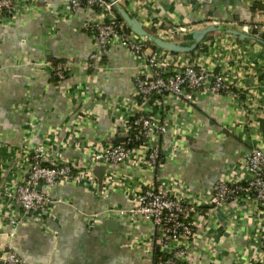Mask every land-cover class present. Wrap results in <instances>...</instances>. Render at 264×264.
Instances as JSON below:
<instances>
[{
    "label": "crops",
    "instance_id": "crops-1",
    "mask_svg": "<svg viewBox=\"0 0 264 264\" xmlns=\"http://www.w3.org/2000/svg\"><path fill=\"white\" fill-rule=\"evenodd\" d=\"M143 1L149 19L142 20L127 10L129 14L143 21L144 28L156 36L171 29L169 40L180 45L190 44L186 33L210 24L206 18L238 30L240 23L249 21L254 10L262 6V0ZM65 2L36 0V10L21 13L10 24L0 23L1 190L25 173L26 144L43 146L48 164L70 157L88 167V147L109 142V134L114 132L108 98L132 95L136 58L115 45L100 60L109 70L96 72L86 67L96 44L85 25L97 18V11L80 8L63 16ZM179 26L188 31L179 33ZM204 41L211 42L208 48L214 53L211 57L217 61L216 68L230 66L226 70L229 81L245 87L242 93L251 104H239L227 93L199 97L192 106L181 104L182 109L169 104L166 117L176 116L186 130L162 138V148L169 157L161 165L156 169L130 163L97 165L91 177L78 183L42 187L53 200L60 201L52 205L41 223L25 215V221L14 228L10 216L18 208L0 194V253L14 251L26 264H151L145 248L157 250L155 227L140 219L104 217V208H128L139 182L160 185L172 181L177 188L201 195L217 180L234 178L249 147L264 148V46L223 31L207 34ZM218 50L221 54L215 56ZM196 52L178 60L193 61ZM69 60L74 62L70 75L58 82L52 71L54 64ZM81 87L87 96L78 95ZM83 107L93 121L74 132V120ZM99 167L104 168L100 175L96 173ZM253 206L250 199L242 198L212 208L208 217H198L190 241L191 264H246L251 229L257 222V214L249 210H255ZM111 220L117 224L107 227Z\"/></svg>",
    "mask_w": 264,
    "mask_h": 264
},
{
    "label": "built area",
    "instance_id": "built-area-1",
    "mask_svg": "<svg viewBox=\"0 0 264 264\" xmlns=\"http://www.w3.org/2000/svg\"><path fill=\"white\" fill-rule=\"evenodd\" d=\"M195 1L205 3L208 0ZM114 2L119 3L126 11L139 14L142 20L150 18L149 14H144L146 1ZM114 2L67 0L61 12L63 16H68L80 8L97 11V18L85 25V28L94 34L96 44L95 50L85 61L86 67L96 72L109 70L108 64L100 60L108 49L115 45L126 49L136 58L137 69L133 75L132 95L126 99L111 96L107 101L109 109H113L114 113L112 131L120 129L119 124L123 125L125 140L87 146L90 150L88 167L76 164L70 157L48 164L47 152L43 146L24 145L23 160L28 162L25 173L14 184L3 187L2 190L0 187V194L18 208L10 216V224L14 228L25 221V215H29L30 219L37 223L43 222L52 205L60 201L53 200L42 187L63 182L78 183L91 177L92 169L97 165L110 167L130 163L144 169H156L161 165L169 157L162 148V138L166 135L175 136L186 130L176 116L166 117V107L169 104L174 106V109H182L183 104L192 106L199 97L221 93L231 95L239 104H251L250 98H245L242 93V88L245 87L239 88L229 81V71L226 70L230 66H225L222 70L216 68L217 61L211 57L214 53L208 48L211 42L202 40L204 43L195 50L197 52L193 61L189 58L178 60L175 54L179 53L153 49L152 43L146 37L131 30L124 31L123 23L116 17ZM261 3L262 6L254 10L250 20L239 25L238 31L264 39V0ZM36 7V0H0V23L10 24L21 13L36 10ZM206 20L210 24L220 25L219 22H212L208 18ZM163 24L165 23L161 22V25ZM176 30L181 34L188 31L184 26H179ZM172 34L173 31L166 28L161 30L157 37L170 41ZM236 50L240 53L239 48ZM220 54L221 50H218L215 56ZM73 65L71 60L54 64L52 71L58 82L67 79ZM235 79L239 80L237 74ZM64 86L60 88L63 89ZM83 88H78V95L81 97L88 95ZM250 95L253 97V94ZM91 117L85 107L79 109L72 131L78 132L90 122ZM80 147H85V144L82 143ZM241 161V169L234 178L217 180L201 195L177 188L172 181L160 185H145L139 182L136 191L130 196L128 208L107 207L101 215L140 219L151 223L155 227L157 245V250L145 248L151 257V264H191L190 241L198 223L197 218L210 216V210L214 207L248 198L254 203L255 210L251 207L249 210L257 214V222L252 226L249 243L251 250L245 255L244 261L246 264H264V148L249 147ZM38 185L41 186L40 190L36 188ZM0 264L26 263L14 251L5 250L0 253Z\"/></svg>",
    "mask_w": 264,
    "mask_h": 264
},
{
    "label": "water",
    "instance_id": "water-1",
    "mask_svg": "<svg viewBox=\"0 0 264 264\" xmlns=\"http://www.w3.org/2000/svg\"><path fill=\"white\" fill-rule=\"evenodd\" d=\"M110 1L114 2V0H110ZM113 7L116 13L120 16V18L125 22V24L130 28L132 32H134L135 34L139 36L146 37L157 48L165 49L172 53H191L195 51L198 45L200 44V42L204 39V37L207 34L214 32V31H223L225 33H228L230 35L237 37L240 40L248 39V40L256 41L264 46V39L262 37H259L253 34L243 33L238 30L228 29V28H225L217 24H210L204 28L193 29L189 31L188 33L185 34V39L189 40L190 44L180 45V44H177L171 41L163 40L153 35L149 31H147L143 27L142 23L136 17L131 16L119 3L114 2ZM109 135H110L109 141L111 142H121L125 140L123 129H117L115 132H112ZM103 170H104L103 167H99L96 170V173L100 175ZM36 188L40 190L41 186L38 185ZM116 224H117V221L111 220V221L106 222L107 227L113 226Z\"/></svg>",
    "mask_w": 264,
    "mask_h": 264
},
{
    "label": "trees",
    "instance_id": "trees-1",
    "mask_svg": "<svg viewBox=\"0 0 264 264\" xmlns=\"http://www.w3.org/2000/svg\"><path fill=\"white\" fill-rule=\"evenodd\" d=\"M116 12V11H115ZM116 17H117V19L119 20V21H121L122 23H123V30L124 31H130V28L125 24V22L120 18V16L116 13ZM241 23H244L243 21L241 22ZM240 23V24H241ZM149 32H152L151 30H148ZM151 44V43H150ZM200 45V44H199ZM198 45V47H197V49L198 48H200V46ZM151 47L153 48V49H157V47L156 46H154L153 44H151ZM191 53H193V52H191ZM190 54V53H189ZM45 164H47V163H45ZM254 264H263V263H254Z\"/></svg>",
    "mask_w": 264,
    "mask_h": 264
},
{
    "label": "rangeland",
    "instance_id": "rangeland-1",
    "mask_svg": "<svg viewBox=\"0 0 264 264\" xmlns=\"http://www.w3.org/2000/svg\"><path fill=\"white\" fill-rule=\"evenodd\" d=\"M176 55V57H182V56H185L186 55V53H184V55H182V53H179V54H175Z\"/></svg>",
    "mask_w": 264,
    "mask_h": 264
}]
</instances>
